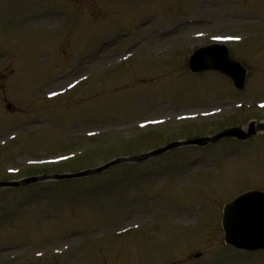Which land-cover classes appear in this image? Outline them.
I'll return each mask as SVG.
<instances>
[{"label": "rangeland", "instance_id": "1", "mask_svg": "<svg viewBox=\"0 0 264 264\" xmlns=\"http://www.w3.org/2000/svg\"><path fill=\"white\" fill-rule=\"evenodd\" d=\"M197 17L154 47L170 51H150L153 32ZM224 34L222 43L239 36L226 45L249 70L243 90L220 71L189 68ZM262 100L264 0H0V179L248 129L264 119ZM223 105L232 109L165 117ZM159 116L157 126L140 124ZM250 190L264 191V134L1 189L0 264H264V249H237L222 236L225 204ZM127 226L142 230L117 232Z\"/></svg>", "mask_w": 264, "mask_h": 264}, {"label": "water", "instance_id": "2", "mask_svg": "<svg viewBox=\"0 0 264 264\" xmlns=\"http://www.w3.org/2000/svg\"><path fill=\"white\" fill-rule=\"evenodd\" d=\"M212 68L230 74L235 80L236 85L239 88H243L246 71L241 68L239 63L233 62L230 59L229 53L226 48L214 46L201 49L197 51L195 56L192 58L191 69L193 71ZM260 129H264V126L257 123H252L248 132L242 131L241 129H231L217 135L213 139L206 138L191 140L185 143H173L150 154L130 159H119L95 170H88L78 174L29 178L15 183H0V187L27 185L32 182L44 181L48 179L78 178L95 175L124 161L142 162L150 157L160 155L166 151L182 145H206L210 142H217L224 137L231 136H235L239 139L244 140L249 139L255 136L257 134V131ZM223 225L226 232V241L228 243L233 244L239 248L250 250L264 248V193L259 191L249 192L240 196L234 202L228 204L225 207Z\"/></svg>", "mask_w": 264, "mask_h": 264}, {"label": "bare ground", "instance_id": "3", "mask_svg": "<svg viewBox=\"0 0 264 264\" xmlns=\"http://www.w3.org/2000/svg\"><path fill=\"white\" fill-rule=\"evenodd\" d=\"M213 15H216V14L213 13ZM200 22H201V19H199V18H195V19L189 20V21H179L174 26L168 27L167 29L160 31L159 33H156L153 36L155 41L151 45V50H155L154 47L157 46L159 43L169 41L172 38L171 35H174V34L178 33V31H180L182 29L192 27L195 24H198ZM161 48H159L158 50H155V51H159ZM212 110H214V108H204L201 111L200 110H193V109L188 108V109L177 110L175 112H172V114H176V113L180 114V113H182V114L192 115V117L193 116L194 117H200L203 114H204V116L208 115V112H210ZM161 117L162 116L153 117L150 120H157V119H159Z\"/></svg>", "mask_w": 264, "mask_h": 264}]
</instances>
